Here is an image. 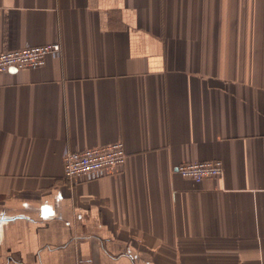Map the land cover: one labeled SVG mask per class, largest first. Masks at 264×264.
Segmentation results:
<instances>
[{
  "label": "crops",
  "instance_id": "obj_1",
  "mask_svg": "<svg viewBox=\"0 0 264 264\" xmlns=\"http://www.w3.org/2000/svg\"><path fill=\"white\" fill-rule=\"evenodd\" d=\"M50 44L0 74V264H264V0H0V52ZM116 142L119 174L64 178Z\"/></svg>",
  "mask_w": 264,
  "mask_h": 264
},
{
  "label": "built area",
  "instance_id": "obj_2",
  "mask_svg": "<svg viewBox=\"0 0 264 264\" xmlns=\"http://www.w3.org/2000/svg\"><path fill=\"white\" fill-rule=\"evenodd\" d=\"M59 55V44L3 51L0 52V74L10 70H35L43 67L48 59H56ZM125 162L126 152L121 142L83 150L67 148L63 152V174L68 181L88 183L119 174ZM175 173L196 184L210 179L220 182L223 165L218 160L183 163L176 166Z\"/></svg>",
  "mask_w": 264,
  "mask_h": 264
}]
</instances>
